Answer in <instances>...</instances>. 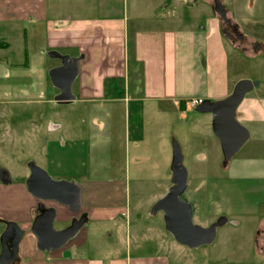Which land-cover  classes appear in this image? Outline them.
I'll list each match as a JSON object with an SVG mask.
<instances>
[{"label":"crops","instance_id":"0c3cea01","mask_svg":"<svg viewBox=\"0 0 264 264\" xmlns=\"http://www.w3.org/2000/svg\"><path fill=\"white\" fill-rule=\"evenodd\" d=\"M140 1L134 0L132 10L128 0H0V93L9 97L1 102L62 110L50 117L43 168L51 178L80 187V210L73 213L56 202L42 204L55 209L54 221L63 228L85 219L61 248L40 251L30 230L40 201L23 181L0 183V217L24 231L14 264H172L181 259L173 241L163 236L169 232L157 217L127 216L130 173L138 184L156 183L162 163L154 150L163 145L165 113L194 109L195 100L224 99L245 78L228 76L225 47L231 45L213 11L203 26L185 24L180 12L163 0L143 5ZM261 49L260 44L257 51ZM51 52L79 59L71 86L74 99L66 103L54 101L59 90L49 71L60 60L51 58ZM203 115L211 123V114ZM236 117L240 124L256 126L255 133L264 139V97L245 95ZM79 126L85 127L83 136ZM94 151L118 155L115 164L122 167L123 176H107L104 167L91 178ZM207 189L212 219L225 217L227 222L226 216L236 213L258 215L264 204V176L208 178ZM219 193L221 202L212 198ZM244 194L250 198H237ZM113 230L141 235L135 236L133 250L129 238V249L117 251L101 236Z\"/></svg>","mask_w":264,"mask_h":264},{"label":"rangeland","instance_id":"374dc122","mask_svg":"<svg viewBox=\"0 0 264 264\" xmlns=\"http://www.w3.org/2000/svg\"><path fill=\"white\" fill-rule=\"evenodd\" d=\"M220 1L227 11V17L238 26L246 41L251 42L253 39L258 45H262L260 51L255 52L253 49L240 51L237 48L238 45H233L224 37L226 44L230 43L229 45L233 48L228 45L225 47L228 57V76L232 79L241 76L257 81L258 85L245 95L264 97V0ZM146 2L147 0H141L138 4L143 5ZM163 2L165 6L179 11L185 18V24L193 22L203 26L206 24V17L213 14L210 7L212 0H187V3L163 0ZM128 3L129 8L133 10L134 0H128ZM133 15L130 13V16ZM194 16L198 19H188ZM0 43L2 44V41ZM2 98L9 97L7 94L0 93V167L8 172L11 183L1 185L11 186L17 181H23L25 185V180L29 175L27 168L29 163H34L44 169L46 130L50 128L52 114L54 112L61 114L62 110L20 102H1ZM203 117H205L203 114L190 108L183 112L165 113L161 125L164 132L163 145L159 150L157 144L154 150L162 167L157 170L156 183L146 180L138 184L133 180V174L130 173L131 180L129 190H127V216L130 215L132 218L144 215L153 220L157 217V221L159 219L157 223L164 227L163 212L154 213L152 207L171 187L175 144L180 148L183 157L182 165L187 173L186 189L182 194V199L191 204L192 222L195 225L207 227L218 219H212L208 214L207 200L210 198L207 189L208 178L264 176V139L255 133L257 132L255 131L256 126L251 123H241L252 134L230 158L226 167H223L220 144L213 134L209 119L205 117L202 121ZM78 128L79 135L83 136L86 133L85 127L79 126ZM96 137L98 144L99 138ZM116 162H120L118 155L110 157L100 151H94L90 157L91 178L102 173L104 167L108 170L107 176L121 178L123 169L116 165ZM212 198L215 201L220 199L221 202L220 193ZM237 198L245 200L249 199L250 195H238ZM47 202L53 203V201H40L39 203ZM258 209V215L236 213L226 216L227 222L216 228L214 241L197 248L182 246L173 239L170 233H162L165 238L173 241L181 254L179 262L172 261V264H264V233L257 234L259 230L264 231V204H260ZM5 222L8 220L0 217V230ZM63 226L64 224L57 221L53 223L56 230L62 229ZM140 235V233H116L114 230L112 233H101L109 247L123 252L129 249V238L132 243L130 249L133 250L135 236Z\"/></svg>","mask_w":264,"mask_h":264},{"label":"water","instance_id":"95a60500","mask_svg":"<svg viewBox=\"0 0 264 264\" xmlns=\"http://www.w3.org/2000/svg\"><path fill=\"white\" fill-rule=\"evenodd\" d=\"M211 9L220 21L229 23L227 11L220 0H212ZM221 27V25H220ZM235 28H238L235 25ZM224 35L225 31L220 28ZM239 38L242 34L237 35ZM228 38V37H227ZM257 47L254 48L256 52ZM51 58L59 59L60 65L49 71V77L54 87L59 90L54 101L66 103L74 99L71 86L78 74V61L76 57L50 53ZM258 85L257 81L241 79L237 81L230 95L221 100H201L195 105L197 113H210L213 134L218 139L222 151V166L226 167L230 158L248 140L250 133L246 127L237 120V108L245 94ZM182 155L178 145H174L172 157L171 187L167 193L152 207L154 213L163 212L164 228L180 245L188 248H197L210 244L216 237V228L226 223L225 217H219L207 227L195 225L192 222L191 204L181 198L186 189L187 173L182 165ZM29 175L25 186L31 196L39 201H53L67 207L71 212L80 210V187L73 181L54 180L42 168L34 163L27 165ZM0 182L11 183L8 172L0 167ZM38 214L34 217L30 230L36 239V246L40 251L50 252L61 248L72 239L84 224L83 217L71 221L63 229L53 227L56 211L53 207L38 204ZM24 231L20 226L8 221L0 234V264H14L18 260V247Z\"/></svg>","mask_w":264,"mask_h":264},{"label":"flooded vegetation","instance_id":"af4514ba","mask_svg":"<svg viewBox=\"0 0 264 264\" xmlns=\"http://www.w3.org/2000/svg\"><path fill=\"white\" fill-rule=\"evenodd\" d=\"M219 24L221 25L220 28H222L225 31V34L223 36L226 39H228V41L230 43H232L233 45L234 44L238 45L237 48L240 49V51H244L245 49H253L254 50V48L257 47L256 43L246 41V38L244 35H242L240 38L237 36L241 32H240L239 28H235L236 24L233 23L230 19H229V23H226L224 21L219 20ZM242 45H244V46H242ZM259 233H264V231L259 230L257 232V234H259Z\"/></svg>","mask_w":264,"mask_h":264},{"label":"built area","instance_id":"2783aa9c","mask_svg":"<svg viewBox=\"0 0 264 264\" xmlns=\"http://www.w3.org/2000/svg\"><path fill=\"white\" fill-rule=\"evenodd\" d=\"M200 101H201V100H195V101H193V102H192V106L197 105Z\"/></svg>","mask_w":264,"mask_h":264},{"label":"trees","instance_id":"16d2710c","mask_svg":"<svg viewBox=\"0 0 264 264\" xmlns=\"http://www.w3.org/2000/svg\"><path fill=\"white\" fill-rule=\"evenodd\" d=\"M181 198H182V195H181Z\"/></svg>","mask_w":264,"mask_h":264}]
</instances>
